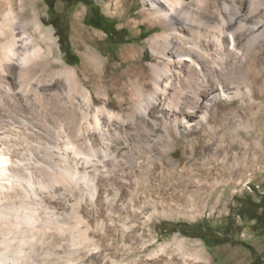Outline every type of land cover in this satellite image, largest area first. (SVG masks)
Returning a JSON list of instances; mask_svg holds the SVG:
<instances>
[{
  "label": "rangeland",
  "instance_id": "rangeland-1",
  "mask_svg": "<svg viewBox=\"0 0 264 264\" xmlns=\"http://www.w3.org/2000/svg\"><path fill=\"white\" fill-rule=\"evenodd\" d=\"M184 1L193 7L196 14L198 13L197 16L205 14L203 10L196 7L195 2L198 0ZM202 1L232 2V0ZM7 2L8 0H0V5L3 7L0 12V22L4 20L6 11H11L20 24L17 30L18 36L28 34L39 38L33 24L35 20H38L44 32H51L56 41L53 48L54 54L51 57L54 60L52 68L55 70H62L66 67L75 69L80 84L90 92L94 104L107 103L108 109L123 116L133 111L138 96L132 80L134 75L129 70L136 71V68H132L135 64L140 66V73L137 74L140 75L142 91L145 93L151 91L152 85L147 74L150 72V65H161L162 63L156 58L148 41L153 36L161 34L163 29L159 25L152 26L151 21L145 17L147 13L144 11L152 8L150 0H12V5H8ZM236 2L243 13L252 3L251 0H236ZM78 13L81 16V26L100 35L95 38L93 46L87 45L101 54L105 62L107 61L103 67H96V70L98 68L101 70L98 72L100 78H93V73L91 74L93 66L91 69L89 67L90 70H85L86 72L83 69L82 54L85 47L82 48L79 42L77 45V41L74 40V22ZM254 16L252 15L250 20H247V24L251 23ZM103 22L106 25H100ZM183 25L186 26L185 22ZM189 25L194 26L193 23ZM239 36L240 34H237L238 38ZM0 37V43L4 45L9 35H0ZM190 37L195 36L190 35ZM40 42L45 50H51L47 40L40 39ZM245 43V41L240 42L242 48L240 49L243 53L248 54L255 62L261 58L264 60L263 39L256 42V45L254 44L255 51L249 50ZM134 48L139 51L136 60L128 58L127 55L124 57L123 49ZM242 63L244 65L242 72L248 74L246 62ZM39 72L46 78L41 68ZM238 77L237 75L235 78L237 82L235 86H240L244 90L248 83L256 89L264 84V75L258 80L244 78L243 74V78ZM35 85L36 83L32 82L34 88ZM181 87L182 91L178 93L183 92L190 95L188 82L183 83ZM55 88L58 89L64 104L59 109V116L60 113L64 114L66 109L69 88L66 79H57ZM26 96L30 105L23 103L20 109L8 105H5V108H3L4 105L1 107L4 116L10 118L5 117L8 121L4 119L2 126H10L13 130L18 129L19 133L27 136L34 145L37 143L48 145L54 136H49L47 127L40 125L38 119H34L36 113L40 111L41 115L43 109L38 106L33 93ZM44 96L47 99L51 98L49 93ZM174 96L176 94L169 97V102L166 103L168 107L172 105ZM73 98L79 104L78 110H85L83 97L77 93ZM254 105L256 107L253 106L251 109L249 102L242 100L220 101L214 105L207 128L202 127L187 133L183 124H180L181 136L177 138L172 132L173 142L165 138V132L163 133L160 127L166 122L171 130L172 122L168 113L165 114L164 106L159 105L157 112L152 111L151 113L154 116L152 117L160 123L158 127H155L151 121L148 124L143 123L142 127L155 136H151L152 139H157L154 153L161 156L162 160L150 167L146 158L147 152L142 147L141 155L139 156L138 152L135 154L142 166L139 172L131 174L128 166L125 169L126 174L116 172L109 178L114 187L111 189H120L122 192L117 200H113L110 192L109 196L107 195L109 182L107 183L104 179H98L97 185L99 184L100 190L98 189V196L94 202L90 200V188H84L83 185L77 186L75 183L72 187L59 184L60 194L56 193L54 200L51 198V201L47 200L46 204H49L47 206L50 211L54 210L53 212L58 214L59 225L63 227H71L74 224L73 214L76 212L82 218L84 225L80 223L77 229L87 231L94 241V246L83 249L86 253L90 252L85 259L83 258L85 262L90 264L104 262V264H116L117 262V264H264V222L243 220L238 215V209L242 203L247 206L249 199L260 203L264 197V108L259 107V105H264V88L262 94L255 99ZM6 108L11 111L6 110L5 112ZM200 114L198 113L199 116ZM136 118L138 122H141L144 116L138 112ZM87 122L93 125L91 115L82 120L84 125ZM50 123L52 124L51 121ZM141 128L131 133L137 136L138 131H142ZM144 128H142L143 132ZM52 129L55 133L58 132L56 127ZM131 133L130 136H133ZM159 135L163 138L158 140ZM90 142L92 145L95 143L94 140ZM59 143L62 151L55 150L54 155L57 153L61 156L69 155L80 176L92 175L89 171L91 167H85L81 163L82 157L89 153L87 147L83 149L77 142L76 151L79 150L75 154L73 153L75 150L66 148L65 139H61ZM80 143L83 142L80 141ZM169 144L170 147L173 146V150L170 149L168 152ZM138 145H140L139 142ZM48 157L46 160L50 162ZM53 162L54 164H51L54 166L59 165L60 159L57 158ZM50 180L49 177L45 179L46 183ZM51 184L53 182L50 181ZM171 193L177 196L174 200L180 203V208L170 210V206L166 204L164 206L163 201H160V205L154 211L153 204H147L150 199L156 197L164 200ZM132 195L138 197L137 204L139 203V208L142 206L141 211L136 210V204L132 205L130 202ZM190 195L194 199L193 202H190ZM108 199L111 200L107 201ZM259 211L263 210L260 208ZM202 222H205L208 228L191 231L185 227V225L197 226ZM77 229L72 231H77ZM52 232L50 229L48 233L51 235L48 234V236H52L54 233ZM197 232L200 234L197 235ZM71 233L73 234L71 231L65 232L59 238L63 244L60 252L65 260L70 256ZM200 236L209 238L210 243L208 244ZM217 240L228 242L216 245L214 242Z\"/></svg>",
  "mask_w": 264,
  "mask_h": 264
},
{
  "label": "bare ground",
  "instance_id": "bare-ground-1",
  "mask_svg": "<svg viewBox=\"0 0 264 264\" xmlns=\"http://www.w3.org/2000/svg\"><path fill=\"white\" fill-rule=\"evenodd\" d=\"M251 1L250 7L243 13L236 0H232L231 3L198 0L195 5L205 14L197 16L198 13L196 14L193 7L184 0H150L152 8L144 11L147 13L145 17L151 21L152 26H161L163 32L153 36L148 44L162 64L150 65V72L147 74L152 89L149 93L141 89L140 75L137 74L140 73V66L135 64L132 68H136V71L129 70L134 75L132 80L138 101L134 104L133 111L127 112L125 116L108 109L107 103L94 104L90 92L80 84L75 69L66 67L62 70H55L52 68L54 60L51 57L54 54L53 48L56 41L51 32H44L38 20H35L33 24L39 38L28 34L19 35V37L17 30L20 24L11 11L5 12L4 20L0 22V35H9L4 45L0 43V264H90L84 260L90 252L86 253L83 249L94 246V241L87 231L77 229L78 225L83 222L82 218L76 212L73 214L75 222L71 227L59 225L58 214L53 212L54 210L50 211L47 206L49 204H46L47 200L50 199V202L51 198L54 200L56 193L60 194L59 184L72 187L75 183L77 186L83 185L84 188H90V200L94 202L98 196L99 178L109 182L108 189H105L107 195L109 196L110 192L113 200H117L122 192L120 189H111L113 184L109 178L116 172L126 174L125 169L128 166L131 174L139 172L142 166L135 154L138 152L140 156L142 147L147 152L146 158L150 167L162 160L161 156L154 153L157 139H152L153 135L148 129L142 127L143 123L148 124L149 121L158 127L159 122L153 118L151 113L156 111L159 105L164 106L165 114L168 113L172 122H170L171 130L163 120V125H160L169 142L174 141L172 132L177 138L181 136L180 124H183L187 133L202 127L207 128L214 105L220 101L242 100L249 102L251 109L253 106L256 107L255 99L262 94L264 84H261V89L260 87L259 89L254 88L251 83L246 85L245 90L240 86H235L237 75L242 77L243 74L244 78L253 80H258L264 75V60L261 58L255 62L252 57L243 53L240 47V42L245 41L246 47L255 51L254 44L261 39L264 40V0ZM7 3L12 5V0H8ZM2 9L0 5V12ZM252 15H255L254 18L251 23L247 24V20H250ZM80 17L78 13L74 22V40L77 41V45L79 42L82 48L85 47L82 54L83 69L84 71L90 70L93 66L91 72L93 78H100L98 72L101 70L99 68L96 70V67H103L107 61L105 62L103 56L95 49L87 47V45L93 46L95 38L100 35L83 28L80 24ZM184 22L186 26L183 25ZM188 22L193 23L194 26L189 25ZM134 23L138 25L137 22ZM130 24L133 25L132 22ZM237 34H240L239 38ZM190 35L195 37L191 38ZM40 39L47 40L51 50H45ZM122 53L124 57L127 55L132 60H136L139 55L136 48L123 49ZM243 61L246 62L248 74L242 72ZM40 68L46 78L40 75ZM59 78H65L69 88L65 113H60L58 116L60 107L64 106L60 93L55 88L56 80ZM32 82L36 83L35 88ZM187 82L190 95L183 92L178 93L182 91L181 85ZM32 93L38 106L43 109L41 115L39 111L34 119H38L40 125L47 127L49 136H54L48 145L41 143L34 145L27 136L21 135L18 129L13 130L10 126H2L3 120L10 118L4 116L1 107L4 105L3 108H5V105H8L20 109L23 103L30 105L26 95ZM46 93H49L50 99L44 98ZM77 93L84 99L86 107L84 111L78 110L79 104L73 98ZM173 94L176 96L173 98L172 105L168 107L166 103ZM259 107L263 109L264 105H259ZM31 108L33 109V106ZM6 110L8 108L4 111ZM138 112L144 116L141 122H138L136 118ZM89 115L93 118V125L88 122L84 125L82 120ZM50 124L51 127H49ZM54 127L58 132L53 131ZM141 127L144 128V132ZM138 128L142 131H138L137 136L133 135L131 132ZM130 133L133 136H130ZM157 138L159 140L163 136L159 135ZM61 139L66 140V148L75 150L73 152L75 154L79 150L76 151L77 142L81 148L87 147L89 153L82 157L81 163L85 167H91L89 171L92 175L80 176L69 155L61 156L60 153L55 154L58 157L54 155L55 150L62 151L59 143ZM90 140H94V145ZM170 149L173 150V146L170 147L169 144L167 151L169 152ZM46 157L50 159V162H47ZM57 158L60 159V164L54 166L53 161ZM47 177L51 178L50 181L53 184L50 185V181L46 183ZM176 197L171 193L164 200L156 197L150 199L147 204H153L154 211L160 205V201H163L164 206L165 204L170 206V210L177 209L180 208V203L174 200ZM189 199L190 202L194 201L192 195ZM137 201L136 196L130 198L132 205L136 204V210L141 211L142 206L139 208ZM50 229L54 232L52 236H48ZM75 229L77 231H72ZM69 231L73 232L71 233L72 245L69 250L70 256L68 255V259L65 260L60 252L63 244L59 238ZM81 254H83L82 257Z\"/></svg>",
  "mask_w": 264,
  "mask_h": 264
},
{
  "label": "trees",
  "instance_id": "trees-1",
  "mask_svg": "<svg viewBox=\"0 0 264 264\" xmlns=\"http://www.w3.org/2000/svg\"><path fill=\"white\" fill-rule=\"evenodd\" d=\"M100 25H106L105 22H103V24ZM248 205L245 206L243 203L240 205V208L238 209V215L241 217V219L243 220H255L256 222L262 223L264 222V197L262 198V200L260 201V203H256V202H252L251 199H249V201H247ZM260 208L263 211H259ZM249 212V213H248ZM185 227H188V230L191 231H197L200 228H208V226H206L205 222H202L201 224L197 225V226H187L185 225ZM189 233V231H188ZM192 233V232H191ZM199 235L200 233L197 232ZM202 239H204L208 244L209 242V238L204 237V236H200ZM228 242L227 240H217V242H214L216 245L218 244H222V243H226Z\"/></svg>",
  "mask_w": 264,
  "mask_h": 264
}]
</instances>
